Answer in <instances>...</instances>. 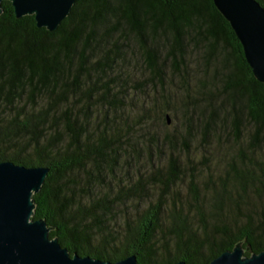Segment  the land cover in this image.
<instances>
[{
	"label": "trees",
	"instance_id": "16d2710c",
	"mask_svg": "<svg viewBox=\"0 0 264 264\" xmlns=\"http://www.w3.org/2000/svg\"><path fill=\"white\" fill-rule=\"evenodd\" d=\"M1 4L0 161L48 169L31 219L49 238L137 264L264 250V83L211 0H77L59 32ZM196 134L234 148L217 173L191 156Z\"/></svg>",
	"mask_w": 264,
	"mask_h": 264
},
{
	"label": "water",
	"instance_id": "95a60500",
	"mask_svg": "<svg viewBox=\"0 0 264 264\" xmlns=\"http://www.w3.org/2000/svg\"><path fill=\"white\" fill-rule=\"evenodd\" d=\"M8 1L19 21L33 17L36 27L59 32L77 0H0ZM237 39L245 63L253 77L264 83V9L256 0H211ZM168 123V120L166 119ZM47 168L26 167L0 161V264H137L133 255L104 261L79 253L69 255L56 238H49L50 227L35 218L33 195H41ZM236 244L206 264H264V250L243 255ZM170 264H184L176 261Z\"/></svg>",
	"mask_w": 264,
	"mask_h": 264
},
{
	"label": "rangeland",
	"instance_id": "374dc122",
	"mask_svg": "<svg viewBox=\"0 0 264 264\" xmlns=\"http://www.w3.org/2000/svg\"><path fill=\"white\" fill-rule=\"evenodd\" d=\"M131 47V46H130ZM131 51V48L129 49ZM192 53L188 54V67L191 72V83L193 80L201 76L203 73V59L197 55L195 51H191ZM130 59V64L129 63H124L125 70L132 72L134 70L135 65H133V61H136L138 58L137 51L135 50L134 53L130 52L128 55ZM215 70H218V66L215 64H210L209 66L206 67V72L207 74L211 75L215 72ZM173 90H175V87L172 85ZM177 93V91H176ZM166 114L169 117V123L167 124L168 128L169 127H174L175 123L180 122L181 120V113L180 111L177 112L178 118H170L171 113L166 112ZM199 141V135L196 134L194 138L189 142L190 146V154L193 157V159H200L204 161V164L207 162L208 169H204V175L207 173V171L210 169L211 172L217 173L216 171L221 170L222 164L227 158V156L233 152L234 148L231 146V144L228 141H225L224 138H220V142H217L215 137H213L210 141V143L207 146V150L202 148L200 144L198 143ZM204 156V157H202ZM202 157V158H201ZM181 192H184L183 188H180Z\"/></svg>",
	"mask_w": 264,
	"mask_h": 264
}]
</instances>
